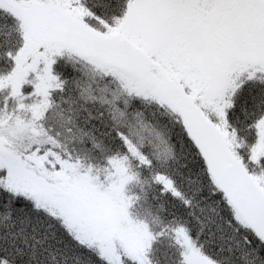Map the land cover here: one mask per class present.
Returning <instances> with one entry per match:
<instances>
[{
    "label": "snow or ice",
    "instance_id": "6c2138e0",
    "mask_svg": "<svg viewBox=\"0 0 264 264\" xmlns=\"http://www.w3.org/2000/svg\"><path fill=\"white\" fill-rule=\"evenodd\" d=\"M0 264H264V0H0Z\"/></svg>",
    "mask_w": 264,
    "mask_h": 264
}]
</instances>
